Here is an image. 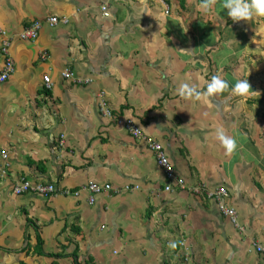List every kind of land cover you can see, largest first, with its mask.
<instances>
[{"label":"crops","instance_id":"1","mask_svg":"<svg viewBox=\"0 0 264 264\" xmlns=\"http://www.w3.org/2000/svg\"><path fill=\"white\" fill-rule=\"evenodd\" d=\"M209 2L205 13V0H0V73L5 39L15 66L0 82V264H264V16L233 20ZM53 15L68 21L51 26ZM36 19L39 35L22 38ZM213 74L252 89L179 95ZM220 128L237 141L230 155ZM149 138L186 189H164ZM24 179L54 190L16 192ZM90 180L113 188L94 202L65 192ZM220 186L224 199L210 194Z\"/></svg>","mask_w":264,"mask_h":264},{"label":"built area","instance_id":"2","mask_svg":"<svg viewBox=\"0 0 264 264\" xmlns=\"http://www.w3.org/2000/svg\"><path fill=\"white\" fill-rule=\"evenodd\" d=\"M101 8L105 14L109 13L108 3H104ZM46 21L51 26H54L60 22H67L68 19L67 18H60L56 15H53V16L47 17ZM43 22L44 21L41 19H36V20L32 21L27 27L24 28V30L20 33V36L22 38H36L39 35L40 29L43 25ZM9 44H10L9 39H5L3 41L2 47H3L4 53H6V58H5L4 69L0 73V82L7 80L10 77L11 73L15 69L14 60L12 59V57L10 55L7 54ZM44 56H46V55L44 54ZM61 76L64 78L73 80L74 82L80 83V84H88L92 81L91 78H88V77L83 78L77 72H75V70H73L72 68H66V69L62 70ZM44 82H45L46 87L52 86V80H51V77L49 74L44 75ZM100 110H101L102 114L105 116H113V111H112L111 107L108 105L106 100H102L100 102ZM116 121L119 124L125 125L126 128L128 130H130L131 133L135 137H143L141 129L135 123H133L132 120L122 119L121 116H118L116 118ZM63 142H64V140H63ZM148 144H149L150 148L152 150H154V152L156 153L158 164L165 173L166 182H165L164 189L166 191H174L177 188L186 189L187 183H186L185 179L180 177L177 174L175 166H174L173 162L171 161V159L169 158L168 154L166 153L163 144L161 142L152 140L150 138L148 139ZM2 156L4 158L8 157L6 152H3ZM138 187H139V185L126 184L123 189L124 190H132V189H135ZM112 188H113V185L112 184L110 185V183L101 184L97 181L90 180L86 184H83L78 189H74V190L65 189V192L67 194H73V195L77 196V195H79L80 191H82V190L89 191L91 193V195L89 197V201L94 202L96 199V194H98L104 190H110ZM29 189H34V190H37L41 193H43V192L47 193V192L53 191L54 186L52 184L45 185V186H43L42 184H37V185L31 184L30 181L25 180V179L20 184H17L15 186V191L18 193H22V192L27 191ZM194 190H197V191L202 190V187L201 186H194ZM210 194L215 195L217 198L224 199L228 195V190L225 186H220L214 192H211ZM220 208H221L222 212L225 214V216L229 217L235 225L239 226L238 217H237L238 216L237 210L234 207L228 206L225 203L220 202ZM258 249L260 250V249H262V247L258 246Z\"/></svg>","mask_w":264,"mask_h":264},{"label":"clouds","instance_id":"3","mask_svg":"<svg viewBox=\"0 0 264 264\" xmlns=\"http://www.w3.org/2000/svg\"><path fill=\"white\" fill-rule=\"evenodd\" d=\"M212 8V2L205 0L203 4V11L209 13ZM223 8L227 9V14L233 20H249L256 16H264V0H223ZM199 78V77H198ZM231 87V92L234 95L245 96L252 89L248 79L237 78L233 85L222 78L220 74H213L210 80L205 82L203 88L196 84H189L187 82L181 83L178 88V93L182 97L195 98H211L221 94ZM131 118V117H129ZM217 138L222 144L225 154L230 155L237 148V141L234 136H230L220 128L217 130Z\"/></svg>","mask_w":264,"mask_h":264}]
</instances>
